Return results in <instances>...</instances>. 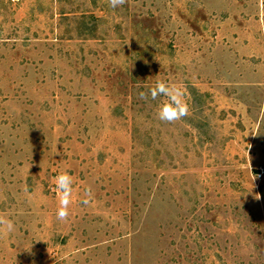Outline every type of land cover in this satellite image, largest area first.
I'll return each mask as SVG.
<instances>
[{
  "label": "rangeland",
  "instance_id": "1",
  "mask_svg": "<svg viewBox=\"0 0 264 264\" xmlns=\"http://www.w3.org/2000/svg\"><path fill=\"white\" fill-rule=\"evenodd\" d=\"M0 215V264H264V0H0Z\"/></svg>",
  "mask_w": 264,
  "mask_h": 264
},
{
  "label": "clouds",
  "instance_id": "2",
  "mask_svg": "<svg viewBox=\"0 0 264 264\" xmlns=\"http://www.w3.org/2000/svg\"><path fill=\"white\" fill-rule=\"evenodd\" d=\"M126 2L127 0H107L111 9L122 7ZM138 98L144 101H148L149 98L153 101L162 98L156 112L157 118L162 122L175 123L189 115L190 109L185 99V91L178 84L158 80L154 86L146 91H140ZM54 180L58 198L56 218L64 222L67 221L70 215L69 207L73 197V178L67 171H64L57 174ZM85 196L88 198L83 199L82 203L87 205L90 203L92 196L91 189L85 190ZM256 198L259 199V196ZM14 229V222L4 215H0V234L11 233Z\"/></svg>",
  "mask_w": 264,
  "mask_h": 264
}]
</instances>
